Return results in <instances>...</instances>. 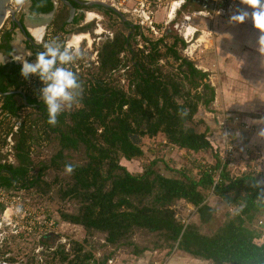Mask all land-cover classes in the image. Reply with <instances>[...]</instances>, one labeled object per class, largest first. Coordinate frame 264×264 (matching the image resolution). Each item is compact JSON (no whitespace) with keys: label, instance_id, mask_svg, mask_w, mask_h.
Listing matches in <instances>:
<instances>
[{"label":"trees","instance_id":"obj_1","mask_svg":"<svg viewBox=\"0 0 264 264\" xmlns=\"http://www.w3.org/2000/svg\"><path fill=\"white\" fill-rule=\"evenodd\" d=\"M57 19L61 22L64 18L58 16ZM121 25L127 30L126 23ZM53 26L56 25L53 23ZM130 29L137 32L135 27ZM129 38L130 34L117 33L102 44L97 52V76L91 78L94 84L99 83L91 86L88 94L81 98L82 108L58 115L55 124L57 150L47 164L39 163L32 176L29 175L31 162L27 142H33L34 137L27 127L24 128V123H20L13 146L15 163H0V189L7 191L13 189V185L21 189L36 186L40 173L47 168L65 170V165L70 164L65 162V151H77L82 147L85 160L79 166L70 164L74 169L70 174L71 183L61 190L62 198L75 199L79 206L72 214L60 212L61 221L79 226L85 232L101 234L105 246L114 249L131 247L133 256L148 249L137 248L131 241V236L140 232L160 238L165 244L157 246L160 249L174 248L211 264H264V240L255 243L259 231L253 228L256 214L264 211V187L259 177L251 173L231 176L217 154L222 142L213 140L206 130H195L193 116L198 104L207 108L213 97L212 89L203 81L206 73L178 56L174 48L183 43L176 38L170 46L164 47L163 53L157 47L160 41L154 43L143 39L146 45L142 50L130 51L128 83L133 88L130 93H123L99 77L117 69L118 55L129 49ZM162 57L178 62L174 74L160 73L157 63ZM9 66V75L4 73L6 67L0 68V81L7 76L10 79L13 74L15 82L7 87L0 86L1 92L11 86L17 89L25 80L18 65ZM10 99L6 97L5 101ZM177 99L181 100L180 104ZM10 103L13 105V101ZM18 109L0 108L1 114L12 119L18 117ZM43 134L49 136L44 131ZM157 134L180 150L209 151L214 164L200 168L197 178L190 177L185 171L172 170L165 164L163 168L174 176H163L153 168L157 160L150 161L137 175L119 164L120 158L130 161L142 156L138 138H151ZM208 191L235 207L234 216L211 236L201 235L195 224L180 223L172 210L178 201L198 207ZM2 208L0 205V211ZM91 258V254L81 253L66 264H83ZM61 259L66 261V256Z\"/></svg>","mask_w":264,"mask_h":264},{"label":"rangeland","instance_id":"obj_2","mask_svg":"<svg viewBox=\"0 0 264 264\" xmlns=\"http://www.w3.org/2000/svg\"><path fill=\"white\" fill-rule=\"evenodd\" d=\"M89 2L99 1L93 0ZM81 10L87 13L90 12L96 16L95 18L94 15L88 17L89 19L94 18L88 20L85 15H83L81 17L83 21L82 27L88 31H98L101 37V40L97 41L98 36H94V41L92 42V46H90L92 49L91 51L87 50L90 67L87 69L88 73H86V75L91 79L92 77L96 78L97 76L96 72L98 65H95V63H98V59L95 58L98 56L96 55V52L99 51L100 47L106 40H110V38L112 39L115 34L124 33L126 36L127 30H123L120 18L107 10L96 7H85ZM58 16L60 19L64 18V11H59L57 17ZM53 23L57 26L60 24V20L55 19L51 24ZM127 23L130 25L129 21ZM4 26L5 22L1 30H3ZM54 28L55 27L48 26L45 28V32L53 34L52 32L55 31L56 33L53 36H56L57 39H53V36L48 38L50 40L53 39V41H56L59 44H62L64 41L66 43L68 41L67 37L64 38L60 36ZM133 31V29H130V38L128 39L129 49L118 55L119 66L117 69L110 74H102L99 77V79H102L104 82L110 83V86H120L118 82L121 78H123L124 81L130 80V59L132 58L130 51L132 50L136 53L137 50H142L144 46L143 39L146 38L144 35L139 36L137 30L135 33H133ZM169 33L168 37L161 39L162 42H165L164 44L168 45L171 41L170 37L173 36H176L179 40L181 39L178 36L177 30H174L171 27ZM63 34L78 35L82 33H73L72 28L67 27ZM86 38H88L87 35ZM203 39L204 42L202 43H194L193 40L188 44L183 43V48H177V54L180 58H185L191 61L195 68L209 74V55L207 49H204V45L208 38L205 36ZM82 40L83 39H81L80 42ZM42 42H44V40ZM189 44L193 45V47L196 46L195 52L192 51L193 47H189ZM85 46L84 43L80 45L82 49H85ZM184 49H187L188 51L185 52ZM160 53H163L162 49ZM90 58H92V60H90ZM167 59V57H162L159 60L160 62L157 63L161 74L172 72ZM20 60L21 62L23 61V59ZM169 61L173 64L171 60ZM122 65L124 67H122ZM80 73L82 74V72ZM30 77L34 78L35 75H30ZM123 85L125 86V84ZM176 102L180 104L181 100L177 99ZM208 106H210V104ZM197 108H200V111L198 112V117L193 118V122L196 123L195 130L200 131L203 129L199 119L203 114V106L198 104ZM76 109L78 108H65L62 112H71ZM20 121L26 126H28L27 124H36L38 127L41 125L37 115H35L30 109H21L18 117L14 120L2 117L0 119L1 156L6 155V152L10 148L5 141L7 136L3 138V134H5L10 125L15 126V124ZM65 122L66 124H69L66 118ZM61 130L65 131V128L62 127ZM56 137L54 135H49L48 137L44 136L42 139L38 138L31 147V151L28 150L32 156V159H29L31 162L29 175H35L40 166L39 163H48L51 156L57 150ZM139 145L143 149L141 157L130 161H124L121 158L119 159V164L124 166L129 173L134 175L140 174L143 171V168L152 160H157L156 165L153 167L154 170L167 177L174 176V174L166 171L163 168L164 164L172 170L185 171L186 174L192 178H197L200 168L212 166L214 164L209 151H199L197 153L190 152L187 154L180 152V149L173 146H170L171 150H169L165 148V145L160 143L159 147H149L148 150V146L145 143H140V140ZM6 146H8L7 149ZM241 146L242 144L238 146V149ZM222 148L220 150H222ZM220 150L217 151L218 156L220 155ZM241 154L239 158H236L234 163L226 164L231 176H238L240 174L238 166H244L248 172H250L252 168L263 170L262 172L264 174V167L261 166L264 164V161H261V158H258V156L255 157V159L252 160L255 161V164L253 162L247 163L246 161L248 160H243L244 157ZM64 156L65 162L75 166L81 165L85 160L82 147L77 151H65ZM256 163H259V166H255ZM70 178V174L66 173L64 169L47 168L40 173L39 183L32 188L21 189L20 187H17L7 191L0 189L4 192L5 200H2L4 203L7 205H13V209L24 211L26 214H29V217L35 219L33 225L34 229L30 228L29 232L23 231V233H20L21 235L17 237L6 231L5 234L0 237L2 238V240H0V264H66L67 260L72 259L74 256H80L81 253H89L92 256L91 261H87L83 264H211L208 261L193 258L185 253L175 250L174 248L169 250L166 247H162L160 249L157 246L165 245L161 242L160 238L153 235H145L140 232H135L131 236V241L137 248L146 247L148 249L138 256H133L131 255V247H119L114 249L105 246L101 234L96 232H85L79 226L61 221L59 219L60 212L72 214L79 206V203L75 199L62 198L61 190L65 184L71 183ZM214 179H216V177ZM259 180L264 187V176H259ZM205 195L206 198L204 202L196 208H193L182 201H178L174 203L172 210L175 218L179 220L180 223L195 224L201 235L211 236L215 234L225 222L234 216L235 207L231 204L224 203L220 196H215L210 191L205 192ZM1 215L2 211H0V218ZM258 220H260L264 226V211L259 212L255 216V222L253 221V228L255 231L257 230L256 223ZM48 221H54L56 225L52 231L50 230V232H48L49 229L47 227ZM36 223H39V225ZM1 228L2 230L8 229V227L6 228L4 226ZM1 234L2 233H0V235ZM64 256H66V261L61 259Z\"/></svg>","mask_w":264,"mask_h":264},{"label":"crops","instance_id":"obj_3","mask_svg":"<svg viewBox=\"0 0 264 264\" xmlns=\"http://www.w3.org/2000/svg\"><path fill=\"white\" fill-rule=\"evenodd\" d=\"M81 1L89 2L84 0ZM82 8L85 7H81V9ZM241 10H249L246 5L241 3V0L237 2L226 0L217 4H211L205 0H184V3L175 12L172 20L167 23L163 38L169 36L170 27L178 32L180 27L184 24L183 17L185 16L189 17L188 26L197 30V33L194 35V43L199 41L201 43V40H203L202 36H208L204 49H207V53L209 55L208 61L210 71L209 74L206 73V79L203 81L204 83L210 85L213 97L209 103L210 106L203 108V114L199 118L203 129L200 131L198 130L197 132H203L206 130L208 135L211 132L216 133L217 131L214 129L215 121L213 116L218 112H225L229 115L239 116L247 123L248 129L243 134L241 140V147L243 150L240 147L238 149V153H243L241 155L244 157L243 160H248L246 161L247 163L253 162L255 164V161L252 160L257 156L258 158H261V161H264V136L259 134L262 130H264V55H261L258 51L257 39L260 33L252 26L250 21L246 20L243 23H235L230 20L232 15L237 14ZM80 12L81 17L85 15L88 20H92L96 17L90 12L87 13L82 10H80ZM118 13L121 15V17H119L121 23L127 24L126 36H129L128 34H130V28H132V25L130 24V26L127 23L128 20L125 15L120 12ZM93 15L94 18H88ZM122 19L125 20V22ZM80 20L82 21V18ZM82 22H79L81 23V27L83 26ZM45 24L46 21L27 24L28 32L36 40H38L42 36ZM96 32L98 33V31ZM199 32L203 35H200ZM84 33L85 32H82V34L78 35L63 34V37H67L68 41L66 43L64 41L62 44L66 45L68 42H72L73 38L78 36L82 37V41H85L88 44V38H86L87 33ZM139 36L143 35L139 32ZM170 38L171 41L168 45L164 44L165 42H162L161 40H158L160 43L156 41L158 42L157 47L159 52L161 49L164 52V47L170 46L173 43V38H176L178 42H182L181 39L179 40L176 36ZM199 38L200 40H198ZM183 46V44L182 46L177 45L174 48L176 53L177 48H183ZM195 47H193V49ZM12 48L15 52L14 58L17 63H20V59L25 60V56L29 55L28 52L23 54L21 49L22 47L19 42H13ZM167 58L172 71L170 73L174 74V72H176L175 67L178 62H173L170 57ZM169 60H171L173 64H171ZM0 61H2L1 55ZM124 87V85H121L117 88L122 90L123 93H126L124 92ZM128 89L129 88L127 87L126 91H128ZM131 91L127 93H130ZM199 111L200 108L197 109L193 118L198 117ZM239 129V127L235 126V132H239ZM139 140L140 143H145L148 146V150L149 147H159V143L165 145V148L171 150V145L166 143L161 134H157L151 138H147L145 136L138 138V143ZM180 152L187 154L190 153L183 149H181ZM255 166H259V163H256ZM261 166L264 167V164ZM257 171L261 177L264 176L262 172L263 170L257 169Z\"/></svg>","mask_w":264,"mask_h":264},{"label":"flooded vegetation","instance_id":"obj_4","mask_svg":"<svg viewBox=\"0 0 264 264\" xmlns=\"http://www.w3.org/2000/svg\"><path fill=\"white\" fill-rule=\"evenodd\" d=\"M71 7L74 9V15L71 20L67 21L68 19V8L62 4L61 0H23L21 8L19 12L17 13L15 20L20 24V27L17 25H13L9 22L8 18L5 20V26L3 30H1L0 34V55L2 57V61H0V68L6 67L4 69V73H8L9 75V68L10 64L13 66L18 65L21 68V64L17 63V61L14 58V50L12 48L13 42H19L21 45V49L23 54L25 52H28L29 55L25 56L26 60L29 62L33 61L35 59V56L38 52H41L44 50V45L47 44L45 42H52L53 39L56 38L53 35L56 33L55 31L52 32L53 34L46 33L45 28L50 26L54 27L52 22H54L55 19H57V15L59 11H64V19L60 22L59 25L55 26L57 33L60 34V36L63 37V32H65L67 27L72 28L73 33H87V37L89 38V44L87 42L83 41L85 49H82L80 47L81 44L78 45L81 57L72 61L71 63L64 65V67L69 68V70L73 71L76 75L78 82L80 83L81 87L78 89V96L77 100L70 106L66 108H82L81 105V98L83 96H86L88 94V91L90 90V87L95 86L99 82H95L94 84L93 80L90 79L86 73H88L87 69H89V58H88V52L87 50L91 51L92 42L94 41L93 37H97V41L101 40L100 34L97 33L94 30L88 31L87 29L81 27L82 22L81 19V6L76 4L75 2H71L70 0H66ZM81 1V0H77ZM17 3V0H14V5ZM46 24L44 26V30L42 33V36L40 39L36 40L27 29V24H34L37 22H45ZM54 28V29H55ZM57 35V34H56ZM52 37L53 39L50 40L48 37ZM103 37V35H102ZM91 38V40H90ZM57 39V38H56ZM111 39V38H110ZM44 40V42H42ZM63 45V44H61ZM26 55V54H25ZM97 55V52H96ZM95 59H98L95 58ZM92 60V58H90ZM95 65H98V63H95ZM6 71V72H5ZM82 72V74L80 73ZM11 74V73H10ZM21 80H19L20 82ZM15 82V75L12 74V77L9 79V76L6 77L4 81H0V86L7 87L10 83L14 84ZM103 82V81H102ZM104 83V82H103ZM14 86L8 87L6 92L0 91V108H19L17 112V116L19 115V111L21 109H30L34 112L35 115H37L39 122H41L40 127H38L36 124H27L26 126L24 124V128H28L31 135L34 137L33 142H27V144L30 146L28 150L31 151V147L34 145V142L36 140L44 138L43 131L46 132L49 135H54L55 137L58 136V133L55 126L50 125L47 120V111L46 107L43 104V102L39 99V90L43 87L42 82L39 80L37 76L34 78L27 77L25 78L22 85H18L17 89L13 88ZM6 97H11L9 101H5ZM11 101H13V105H11ZM2 117H5L4 114H1L0 110V119ZM8 118V117H5ZM11 120H14L11 118ZM22 121L15 124V126L10 125L5 134H3V138L7 136L6 139L9 140L8 146L10 147L9 150L11 152V156L13 159L12 164L15 163L14 159V151L13 146L15 144V137L17 134V131L20 127V123ZM5 135V136H4ZM11 140V141H10ZM6 141V140H5ZM7 146V147H8ZM56 152V151H55ZM0 157L1 154H0ZM3 158V157H2ZM28 158L32 159L31 153L28 152ZM4 164V163H3ZM13 188L19 187L18 185H13Z\"/></svg>","mask_w":264,"mask_h":264},{"label":"built area","instance_id":"obj_5","mask_svg":"<svg viewBox=\"0 0 264 264\" xmlns=\"http://www.w3.org/2000/svg\"><path fill=\"white\" fill-rule=\"evenodd\" d=\"M84 1H93V0H84ZM100 3H105L106 5L112 7L117 12L125 15L130 24L137 29L142 35L146 36L145 40L152 42L158 41L163 38V34L167 23L172 20L175 12L180 8L184 3V0H97ZM211 4H217L226 0H205ZM234 2L240 0H231ZM11 6H14V0H10ZM161 16V17H159ZM158 19V20H157ZM183 26L180 27L178 31V36L181 38L184 44H188L192 40L195 41L194 35L197 33V30L193 27L188 26L189 17H183ZM200 35L201 32H199ZM208 38L207 35L203 37ZM204 42V39L202 40ZM201 42V43H202ZM143 45H146L145 42ZM192 45L189 44V47ZM188 47V48H189ZM187 48V47H186ZM196 47L193 49L195 51ZM192 50V51H193ZM184 51H188L184 49ZM193 51V52H194ZM119 85L125 84V91L129 92L132 90V85H129L128 81H124L123 78L119 80ZM129 85V86H128ZM127 87L129 88L126 91ZM215 121V131L216 133H210L209 137L213 140H220L222 142L223 148L220 150L219 160L222 164L234 163L236 158L240 156V153H237L238 146L241 144L243 134L247 131V123L240 118L239 116L229 115L225 112H218L213 116ZM235 126L239 127V132H235ZM6 143L9 144V140L6 139ZM8 147L6 146V149ZM6 155H3L0 159V163L12 164L13 159L11 152L8 149ZM235 154V156H234ZM239 173H251L256 177H259L260 174L256 168H252L250 172L246 171L244 166H238ZM261 177V176H260ZM263 177V176H262ZM4 192L0 190V205H2V215L0 218V237H2L5 232H9L11 235L19 236L20 233L29 232L30 228L34 229L33 225L35 219L29 217V214H26L24 211L19 209H13V205L6 204L2 200L4 199ZM4 205V206H3ZM39 225V223H36ZM256 229L259 231L258 238L255 240L256 244H260L264 239V226L263 223L258 220L256 223ZM2 226L8 227L7 230H2ZM54 221H48L47 227L52 231L55 227ZM22 230V231H20ZM2 240V238H0Z\"/></svg>","mask_w":264,"mask_h":264},{"label":"clouds","instance_id":"obj_6","mask_svg":"<svg viewBox=\"0 0 264 264\" xmlns=\"http://www.w3.org/2000/svg\"><path fill=\"white\" fill-rule=\"evenodd\" d=\"M241 3L250 11L241 10L232 15L230 20L235 23L250 21L260 33L257 39L258 51L264 55V0H241ZM81 55L79 47L71 41L66 45L52 41L44 45V50L38 52L33 61L18 60L21 63L22 77L35 75L43 84L39 90V99L46 107L47 122L50 125L55 126L58 115L77 100V90L81 85L74 72L64 65L80 58ZM259 134L264 136V130ZM73 170L72 165H65L66 173L71 174Z\"/></svg>","mask_w":264,"mask_h":264},{"label":"water","instance_id":"obj_7","mask_svg":"<svg viewBox=\"0 0 264 264\" xmlns=\"http://www.w3.org/2000/svg\"><path fill=\"white\" fill-rule=\"evenodd\" d=\"M71 2H75L81 7H96V8H102L104 10H107L118 17H121V15L112 7L100 3V2H83V1H77V0H70ZM23 0H19L13 7L11 6L10 0H0V30L2 29L5 20L8 18L9 22L13 25H17L20 27V24L15 20V17L17 13L19 12ZM62 4H64L68 8V19L67 21L71 20L74 14L73 7L70 6V4L66 0H61ZM123 20V19H122ZM125 22V20H123ZM44 28V27H43Z\"/></svg>","mask_w":264,"mask_h":264},{"label":"bare ground","instance_id":"obj_8","mask_svg":"<svg viewBox=\"0 0 264 264\" xmlns=\"http://www.w3.org/2000/svg\"><path fill=\"white\" fill-rule=\"evenodd\" d=\"M85 37V36H84ZM203 37V36H202ZM200 37V38H202ZM200 38L198 40H200ZM83 39L82 37L78 36V37H75L73 38L72 42L77 46L78 43L80 42V40ZM200 42V41H199Z\"/></svg>","mask_w":264,"mask_h":264}]
</instances>
